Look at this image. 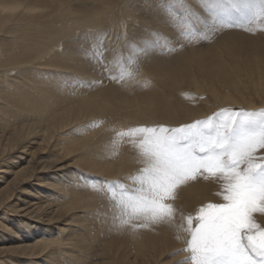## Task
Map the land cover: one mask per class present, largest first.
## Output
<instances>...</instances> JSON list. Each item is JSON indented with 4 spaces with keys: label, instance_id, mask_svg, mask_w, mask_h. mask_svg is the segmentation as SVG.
<instances>
[{
    "label": "bare ground",
    "instance_id": "1",
    "mask_svg": "<svg viewBox=\"0 0 264 264\" xmlns=\"http://www.w3.org/2000/svg\"><path fill=\"white\" fill-rule=\"evenodd\" d=\"M75 1L0 0V36L18 38L11 44L0 43V264H182L181 254L168 258L170 252L187 247L186 233L175 224L141 227L135 222L140 230L128 236L129 231L120 230L127 225L121 226V221L115 225L107 219L118 231L98 235L104 225L94 220L95 216L109 210L113 201L99 190L96 181L124 179L131 184L124 176H134L135 168L143 165L134 147L123 154L122 160L115 155L117 145L131 143L116 139L121 129L115 133L110 130L115 124L146 126L158 120L173 126L204 116L183 97L184 88L206 98L209 110L232 106L264 110V31L260 30L258 39L225 29L217 35L222 55L215 47L196 46L180 50L167 64L159 57L151 60L137 55L132 49L129 57L135 56L138 73L135 80L128 82L134 90L130 95L115 82L104 79L94 59L67 43L73 37L66 27L67 19L55 26L39 24L36 39L25 41L22 37L19 41L20 30L33 32L21 27L34 18H16L15 12L23 5L34 12L53 6L51 13H43V20L61 16L97 18V2L90 7L74 5ZM141 1L132 0L138 4ZM145 1L158 18L157 26L162 27L164 14L157 6L158 0ZM43 27L45 31H41ZM119 32L118 45L126 44L130 38L125 22ZM62 45L70 48L60 53ZM31 65L54 68L62 77L69 74L65 79L78 91L60 94L59 90L70 85L61 87L53 81L34 79ZM12 70L18 76L9 80L7 72ZM76 75L83 84L76 81ZM30 81L49 88L42 94L23 91V83L28 85ZM153 82L156 87L151 85ZM90 128L94 132L86 134ZM82 152L85 165L77 156ZM217 188L215 183L200 178L182 185L177 196L194 213L192 209L203 203L219 200L214 195ZM256 216L258 220L264 218ZM123 235L129 239L119 244Z\"/></svg>",
    "mask_w": 264,
    "mask_h": 264
},
{
    "label": "snow or ice",
    "instance_id": "2",
    "mask_svg": "<svg viewBox=\"0 0 264 264\" xmlns=\"http://www.w3.org/2000/svg\"><path fill=\"white\" fill-rule=\"evenodd\" d=\"M198 12L188 0H168L161 8L174 30L193 39H207L221 28L264 22V0H197ZM264 31V28H261ZM148 44L149 49L156 47ZM164 46H167L166 44ZM103 38L93 56L104 73L110 71ZM114 61L116 82L135 80L138 69L132 58ZM116 139H127L143 160L130 178L134 188L107 182L121 217V226L173 225L178 209V189L202 178L215 183L217 202H207L194 213L180 212L179 225L186 233L190 255L182 264H264V110L221 109L212 116L171 127L134 126L118 130Z\"/></svg>",
    "mask_w": 264,
    "mask_h": 264
},
{
    "label": "rangeland",
    "instance_id": "3",
    "mask_svg": "<svg viewBox=\"0 0 264 264\" xmlns=\"http://www.w3.org/2000/svg\"><path fill=\"white\" fill-rule=\"evenodd\" d=\"M95 2H97L98 5L95 7L96 11L94 12L96 14L97 18H95L94 20H91L89 17H87V18L78 17L79 19H75V18H71L68 16H61V17H57L54 19L43 20V18H42L43 13H45V14L47 12L51 13L53 11V9H52L53 6H49L48 8H40L34 12V9L32 7H29L27 5H23L22 7H20L15 12L16 18L18 19V21H25L27 19L29 20V19L34 18V21L33 22L31 21L32 23H26V24L22 25V27H21V28H24V29H27L30 31L32 30L33 32L31 31L32 33H30V32L20 30L18 32L19 35H17V36L21 37L19 39V41L23 40V39L25 41L26 40L31 41V39H36L37 36H35V31L37 30V28H38L37 25H39V24H45L47 26H49V25L55 26L57 23L60 25V24L66 22L68 20V25L66 27L70 29V31L73 34L72 35L73 37L70 38L67 43H71L72 48H76L77 51L80 50L79 52H83L85 57H90V58L94 59L95 62H96V59L92 54L94 51V46L100 42L101 38H103V46L105 49H107L106 59L108 62H110V69L111 70L108 73H104L101 70L100 64L97 62L96 63L98 64L97 66L99 68V71L101 72V75H103L104 79L110 80L108 78L109 75H114L117 77L120 76L119 68L116 66V64L114 62L117 59V57L114 56V53H119L120 54L119 58L126 59L129 57V55H131V51L135 50L137 55H141L143 57H149L151 60L155 59L156 57H159L162 60L161 62H163L164 64L169 63L171 57L174 54H176L177 52H179L180 50H182L184 48L185 49L186 48H190V49L192 48L193 49V48H196V46H199L198 48H200V49H206L207 46H212L213 48L215 47V51L218 54L222 55L223 53L221 50V46L219 45L218 36H217V35H220L222 31H224L225 29H231L233 31H237V32L243 33L245 35H248V36H251L254 38L256 37L259 39V38H261V33H260L261 29L260 28L264 27V22H261L260 20H256L255 22H253L251 24L245 23V24H242L241 26L235 27V28L225 26V27L221 28V30H219L218 33H216L214 35L209 34L207 39L199 38V39L189 40L188 38L179 34V29L174 30V25L170 20L169 14L161 8V5L168 3V0H158L157 1V6H159V9L162 10V12L164 14L162 27L157 26L158 23H156V20L158 18L157 19L155 18L154 13L152 12V10H153L152 7L145 4V2H147L145 0H142L141 4L133 3L132 0H130V1L129 0H77V1L73 2V4L74 5L84 4V6L88 5V6L92 7ZM27 3H29V2L27 1ZM189 3L192 4L191 7L193 9H195L196 11L199 12L200 5L197 3V0H188V4ZM151 5H153V4H151ZM200 11H201V7H200ZM144 13H147V14L145 15ZM165 16H167V17H165ZM128 18H129V20L127 21ZM63 19H67V20L63 21ZM83 19L87 20L88 23L86 24V22L83 21ZM124 22L126 23V27H128L130 40L126 44L118 45L119 43L117 40H118V37L120 36L119 29L121 28V24ZM158 22H162V21L160 20ZM164 22L167 24H165ZM31 24H32V26H31ZM14 27L18 28V26L16 24ZM163 27L167 28V29L165 30ZM85 29H87V30L84 32ZM17 30H19V29H17ZM45 30H46V28L43 27L41 31H45ZM24 32H25V34H24ZM93 32H95L96 35H91ZM86 34H88V35H86ZM11 35H13V34H11ZM22 37H25V38L22 39ZM83 38H86L87 40L84 41ZM16 40H18L17 37L16 38L10 37V35H1L0 36V43L6 42L7 44H11V43H14V41H16ZM139 40H141V41H139ZM196 41H197V43H196ZM148 44H155L157 46L149 49L147 47ZM165 44L167 46H164ZM85 45H87V46H85ZM63 48H64V50H63V53H64V52H66L65 49H68L70 47H67L66 45H62L61 48L59 49L60 53H62ZM200 49H197V50H200ZM72 52H73V50L70 51V53H72ZM75 53H76V51H75ZM147 55H149V56H147ZM135 63H136V58H135V56H133L132 57V66H134L136 68ZM30 67H31V75L34 77V79L53 81L57 84L59 83V85L61 87L69 84L70 86H67L68 87L67 89H61L60 88L61 89V90H59L60 94H63L65 96L66 95H73V94H75V92L78 91V89L73 87L74 84L70 80L65 79L69 76V74H65L66 76L62 77L61 76L62 74L60 73V71H57L54 68L44 69V68H40V67L38 68L34 65H31ZM194 70L195 69H193V71ZM7 76H8L9 80H13L18 75H17V72L15 70H12V71L7 72ZM74 77H76L77 82H81L79 76L76 75ZM20 79H21V77H19V80ZM19 80H18V82H19ZM110 81L113 83L115 82L114 85H118L122 89V91H124L126 89L125 93H127V94L129 93L130 95H133V91H134L133 87L131 88V86L128 85L127 78H126L125 82H116L113 80H110ZM158 81L160 82V80H158ZM155 82H157V81H155ZM155 82H153L154 84H151L153 87L157 86V84L155 85ZM14 83L16 84L17 81H15ZM20 84H22V83H20ZM79 84L81 85V84H83V82H81ZM141 84H144V83H141ZM23 85L25 86L24 87L25 89H23V91L27 92V89H29V90H31L32 94H42L44 90L49 88V86H47V85L39 87V85H37L34 81H30V83L28 85H26V83L24 82ZM138 85H139L138 83H137V85L135 83H133V86L138 87ZM84 86L88 87V89H89V87H91V85H84ZM139 86H141V85H139ZM21 91L22 90H17L16 92L21 93ZM163 91L165 92V90H163ZM182 95L186 99L190 100L192 102V105H195L194 107L196 109L205 113L204 116L192 119L193 121L205 119L207 117L212 116L214 113L220 111L221 109H226V108L227 109H235V110L244 109V110H248V111H261V107L258 109L257 108L256 109H254V108L250 109V108L243 107V106H242L243 108L239 107V106L238 107H236V106L235 107L234 106L222 107V108H218V109H210L211 110L210 111L207 108L208 103L206 104V102H204V101H206V98H203L201 94L197 93L194 95L191 93V91L184 88L182 91ZM210 102L212 105V101H210ZM192 120L184 121V122H186V124H187V123L193 122ZM182 122L183 121L178 122L177 124L171 126V124H169V123L160 122V120H158V122L156 121V123H154L152 125H146V126L165 125V126L176 127V126H180L182 124H185L184 122L183 123ZM131 125H133V124L124 125L121 123V125H117V127H116V124H115V126H114L115 128L113 129V127H112L110 131H113L115 133L117 129H121V130L127 129ZM142 126H144V125H142ZM86 132H88L86 134H92V132H94V131L92 130V128H90V130L88 129ZM117 146H118V149L115 150V155L117 154L116 156H119L120 160H122V158H124L123 154L125 153L124 155H126L127 152L129 151V149H131L133 147L132 144L124 145L123 143L120 145H117ZM105 153H106V150L104 151V154H103L104 156H105ZM84 155H85V152H82V153L77 155V156H79V160H80L81 165H83V164L85 165L84 158H83ZM82 167H84V166H82ZM142 167H143V165L138 167V168L140 169ZM138 168H135L136 169L135 175L138 174V170H139ZM124 177L126 179L130 180L131 175H127ZM105 181L106 180H100L99 179L98 181H96L95 184L99 187V190L101 192H103L104 195H106L109 199H111L109 193L107 192V184L104 183ZM114 181L116 182V180H113V182ZM111 182L112 181H110L109 183H111ZM117 183H121L129 189L135 187V185H132L130 183H126L124 179H123V181H119ZM180 199L181 198L177 196L176 200L178 202H177V204H175V206L177 207V209L179 211L177 213L175 225L179 231L184 232L183 229L179 227V225L183 223V221H181V219H180V212L188 214V213H190V208L184 202H182V201L180 202ZM108 208H109V210L105 209L104 211L99 213L97 216H95L94 220L99 221L102 225H104V229H100L98 231V235H102V234L104 235V234H107L108 232H113V233L115 232L114 234H116V231H118V230H117V228H113V227H115V225H117V223L119 221H121L122 219H125L124 217L120 216L119 211L115 207L114 203H111ZM192 210L195 211L194 209H192ZM107 219H112V221L115 225L108 223L106 221ZM259 220H262V219H259ZM259 220H258V222H259ZM260 223H262V224L264 223V218L262 221H260ZM126 225H127V228L120 229V230L129 231L128 236H132L131 235L132 233L139 232V230H140V227L134 228V227H132L131 224H126ZM113 233H111V234H113ZM128 239H129L128 237L123 235L118 243L119 244H122V243L125 244L128 241ZM179 254H181L183 256L182 262H184L188 258V256L190 255L189 253L184 251V249H182L179 252H175V253L170 252L168 255V258L172 259L173 257H175L176 255L178 256Z\"/></svg>",
    "mask_w": 264,
    "mask_h": 264
}]
</instances>
